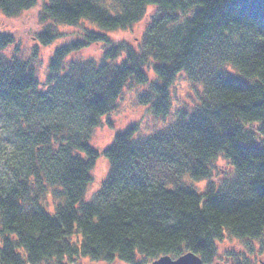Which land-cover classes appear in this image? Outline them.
I'll return each mask as SVG.
<instances>
[{
  "label": "trees",
  "instance_id": "16d2710c",
  "mask_svg": "<svg viewBox=\"0 0 264 264\" xmlns=\"http://www.w3.org/2000/svg\"><path fill=\"white\" fill-rule=\"evenodd\" d=\"M39 1L41 21L52 24L37 34L41 45L63 36L59 25L117 32L158 12L139 48L85 29L54 53L44 89L32 60L2 55L14 38L0 35V264H153L190 252L213 264L225 239L261 240L264 0H0V11L18 17ZM95 43L108 45L102 60L67 72L66 58ZM179 75L203 92L171 116ZM128 83L141 87V105L172 121L143 137L133 125L99 152L93 132ZM102 155L109 171L87 201ZM220 159L233 175L216 183Z\"/></svg>",
  "mask_w": 264,
  "mask_h": 264
},
{
  "label": "rangeland",
  "instance_id": "374dc122",
  "mask_svg": "<svg viewBox=\"0 0 264 264\" xmlns=\"http://www.w3.org/2000/svg\"><path fill=\"white\" fill-rule=\"evenodd\" d=\"M41 11V1H39L34 8L14 18L6 17L0 11V35H9L14 38V44L6 48L2 52V55L9 59L17 57L20 61L32 60L36 70V76L41 84V89H44V84H46L50 72V61L54 53L64 45L83 39L85 29L105 34L113 41H124L135 48H139L148 21H150V16L158 12V9H150L149 15L131 29L117 32H104L97 26H93L88 22L81 23L78 27L59 25L58 28L54 27L55 32L63 36L56 39L54 43L50 45H41L36 38L38 33L44 32L50 25H52L41 21ZM36 46L40 47L38 50L39 54L36 58H32L33 50ZM107 48L108 45L104 43H95L82 51L73 52L64 62L67 72L69 70V65L73 62L84 63L87 61H97L99 63ZM153 74L154 73L151 71L150 76L154 77ZM140 89L141 87L128 83L116 109L110 115L102 118L101 125L94 130L91 138V145L95 150L103 152L114 142L116 135L124 133L133 125L138 126V137H143L161 130L167 123L172 121V117H167L168 120H165L164 118L156 116L150 106L141 105L139 103V98L136 96ZM202 92L203 89L192 85L185 75H179L171 89V116H175L182 110H192L193 106L199 101L198 99ZM108 171L109 163L102 155L97 160L96 166L93 170L94 182L89 186L86 196L87 201L94 198L102 181L106 178ZM213 172V180L216 183H220L222 180L233 175L230 165L224 159L217 161ZM185 181L187 182L186 178ZM206 185L207 182L205 181H194L192 182L191 187L197 192H203ZM46 200L50 203L53 201L51 196L47 197ZM218 248L219 257L213 264H231V257L225 255L230 252L239 255L244 254L248 257L251 264H264V236L261 240L253 241L227 238L224 242L219 244ZM77 264L108 263L83 259L79 260ZM112 264L126 263L115 262Z\"/></svg>",
  "mask_w": 264,
  "mask_h": 264
},
{
  "label": "water",
  "instance_id": "95a60500",
  "mask_svg": "<svg viewBox=\"0 0 264 264\" xmlns=\"http://www.w3.org/2000/svg\"><path fill=\"white\" fill-rule=\"evenodd\" d=\"M153 264H203V261L197 254L190 252L177 259L165 256L156 260Z\"/></svg>",
  "mask_w": 264,
  "mask_h": 264
}]
</instances>
